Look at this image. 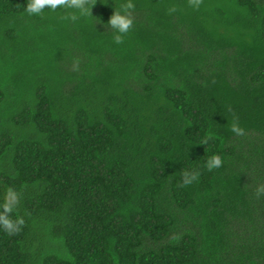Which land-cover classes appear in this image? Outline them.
<instances>
[{
    "label": "trees",
    "instance_id": "obj_1",
    "mask_svg": "<svg viewBox=\"0 0 264 264\" xmlns=\"http://www.w3.org/2000/svg\"><path fill=\"white\" fill-rule=\"evenodd\" d=\"M27 3L0 0V264H264V0Z\"/></svg>",
    "mask_w": 264,
    "mask_h": 264
},
{
    "label": "clouds",
    "instance_id": "obj_2",
    "mask_svg": "<svg viewBox=\"0 0 264 264\" xmlns=\"http://www.w3.org/2000/svg\"><path fill=\"white\" fill-rule=\"evenodd\" d=\"M84 4L85 0H28L25 10L29 15H38L43 11L46 6L51 10H56L60 6H67L69 8H77L83 10ZM131 7V4L127 5V8ZM72 19H76V17L72 16ZM133 23V19L129 14H127V9L124 10L123 14L121 11H114L108 21V24L118 33L115 36V42L117 44L123 43V34H127L129 32V30L133 26ZM233 131L239 132L240 130L237 128H233ZM221 164L222 157L219 155H214L207 161V167L209 168V170L218 168L221 166ZM195 179V174H186L184 178V183L190 184ZM258 192L264 193V187L258 189ZM3 227L10 232L18 230V224L8 219L3 220Z\"/></svg>",
    "mask_w": 264,
    "mask_h": 264
}]
</instances>
